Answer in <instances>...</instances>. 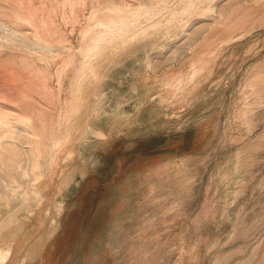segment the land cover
Segmentation results:
<instances>
[{"label": "rangeland", "instance_id": "374dc122", "mask_svg": "<svg viewBox=\"0 0 264 264\" xmlns=\"http://www.w3.org/2000/svg\"><path fill=\"white\" fill-rule=\"evenodd\" d=\"M0 264H264V0H0Z\"/></svg>", "mask_w": 264, "mask_h": 264}, {"label": "bare ground", "instance_id": "6f19581e", "mask_svg": "<svg viewBox=\"0 0 264 264\" xmlns=\"http://www.w3.org/2000/svg\"><path fill=\"white\" fill-rule=\"evenodd\" d=\"M10 123H12V124H8L9 127H13V125H15V126H19L21 130L30 131L28 123L24 120H18V121L14 120ZM35 150H36V147H34V146L30 150L32 152L33 157H34L33 159H35V153H36Z\"/></svg>", "mask_w": 264, "mask_h": 264}, {"label": "crops", "instance_id": "0c3cea01", "mask_svg": "<svg viewBox=\"0 0 264 264\" xmlns=\"http://www.w3.org/2000/svg\"><path fill=\"white\" fill-rule=\"evenodd\" d=\"M44 250H45V244L42 245V249L40 250V253H39V255L37 256V258L40 257V260H42L43 257H44Z\"/></svg>", "mask_w": 264, "mask_h": 264}]
</instances>
